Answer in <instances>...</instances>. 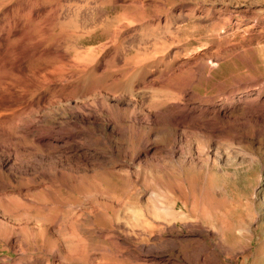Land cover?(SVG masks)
I'll return each instance as SVG.
<instances>
[{
	"label": "bare ground",
	"instance_id": "6f19581e",
	"mask_svg": "<svg viewBox=\"0 0 264 264\" xmlns=\"http://www.w3.org/2000/svg\"><path fill=\"white\" fill-rule=\"evenodd\" d=\"M117 1L122 5L123 22L120 20L116 28L104 31L108 34L107 42L79 52L76 45L86 34L69 29L71 24L66 21L72 8L77 17L80 14L78 0H0V240L8 249L20 252L12 264H95L99 258H106L111 264L145 261L140 247L153 221L145 218L141 209H130L132 219L117 216L110 227L96 232L86 229L85 221L95 226L99 220H110L108 215L81 209L79 213L71 212V218L64 217L58 212L63 207L51 199L52 188L75 192L84 184L93 190L91 195H97L103 187L101 183L108 180L103 177V181H87L90 167L129 181L134 171L140 173L145 162L164 153L155 145L164 132L173 136L172 144L165 148L170 157L181 150L187 129L205 135L210 128L211 134L206 136L217 135L221 119L229 118L228 111L196 109L191 101L209 93L197 95L200 93L194 87L211 80L212 69L221 62L235 63L238 57L250 67L254 64L251 46L235 42L228 47L214 44L213 52L205 45L183 53L187 58L202 55L199 66L195 61H177V54L173 53L174 57L162 60V69L151 66L150 58L140 52L129 56L127 34L122 30L135 21L147 24L148 29L159 26L165 12L170 17L164 18V22L171 26L175 14L165 0H154L149 6L136 0L104 3ZM92 4L95 11L101 9L96 6L98 0ZM216 19L221 24L218 28L229 20L221 19V15ZM154 67L157 69L153 70ZM201 68L207 74H202ZM231 77L226 85L216 84L220 85L218 92L228 86L244 91L261 80L260 76L245 72H234ZM147 84L158 86L169 95L143 105L142 93L133 94L132 89ZM263 91L264 85H258V92ZM245 103V115L237 122L249 121L255 127V135H264V107L256 99ZM88 106L92 113L102 116L101 121L80 114ZM68 108L76 113L56 126L54 118ZM130 144L144 152V159L135 165L137 154L132 155L126 170H114L113 159L121 151L128 153ZM175 215L174 207L154 206L151 212L154 220ZM107 238L110 244L104 243ZM252 239L253 235L247 236L243 252L251 249ZM2 262L9 264L5 259ZM258 264H264V260Z\"/></svg>",
	"mask_w": 264,
	"mask_h": 264
},
{
	"label": "rangeland",
	"instance_id": "374dc122",
	"mask_svg": "<svg viewBox=\"0 0 264 264\" xmlns=\"http://www.w3.org/2000/svg\"><path fill=\"white\" fill-rule=\"evenodd\" d=\"M93 1L78 0L81 4L78 17L74 12L75 8L67 14L66 21L71 24L69 29L86 34L76 45L79 52L95 49L107 42L108 34L104 31L116 28L120 20L123 22L120 19V1L107 4L104 3L105 0H98L99 4L96 6L101 8L99 11L94 10ZM136 1L149 6L154 0ZM165 2L171 8L172 15L175 14L174 23L166 26L164 21L170 17L165 16L166 12L162 13L161 24L149 29L147 24L135 21L132 26L122 30L127 34L126 53L132 56L140 52L150 58L151 66L157 65V68L162 69V60L174 57L173 54H177V61H195L199 66L202 64V55L187 58L183 53H190L196 48L202 49L205 45L211 47L209 52L214 51V44L228 47L235 42L251 46V56L254 59L252 67L238 57L235 58V63L226 61L228 66L226 62H221L217 68L212 69L211 80L194 87L200 93L197 95L202 96L205 92L209 94L192 100L191 105L199 110L226 109L229 118L221 119V129L215 136H206L210 133V128L205 135L202 131L199 135L194 130L187 129L185 140L180 145L181 150L174 157L166 154L165 149L172 144L173 136L164 132L155 142L157 148L164 150V153L145 162L140 173L134 171L129 181L121 180L118 175L107 176L102 169L90 167L87 181L108 180L101 183L103 187L98 189L97 195H91L93 190L84 184L75 192L55 186L51 191V199L60 203L59 206L63 208L58 212L67 218L72 217L71 212L79 213L81 209L98 210L107 214L110 220H99L95 226L85 221V228L96 232L102 227H110L117 216H126L127 219L132 217L130 209H141L146 214L145 218L153 221V227L148 228L143 248L140 247L145 261H138L136 264H258L264 260V135H255V127L249 121L247 124L240 122L243 124L240 125L237 120L243 119L247 101L256 99L258 105L264 107V91L258 92V85H264V0ZM213 10L216 16L212 15ZM150 14L151 11L148 15ZM220 15L221 19L229 18L223 28H218L221 24L216 18ZM221 31L225 34H221ZM200 71L207 74L205 69L201 68ZM234 72L257 75L262 81L244 91L228 86L226 90L218 92V86L231 82V74ZM147 85H135L132 89L133 94L142 93L143 105H151L154 99L169 95L158 86ZM90 107L80 114L85 115L86 119L93 121L96 118L101 121L102 116L92 113ZM68 111L69 108L66 113L56 115V126L62 120H67L72 112L76 113L72 108ZM105 124L109 123L105 121ZM128 151L119 152L113 159L114 170H126L132 155L137 154L135 165L144 159V152L136 150L132 144L128 146ZM154 206L174 207L176 215L167 220H154L151 216ZM56 215L57 212L53 213V217ZM56 221L57 218L53 224ZM249 235H253L251 249L243 252ZM109 240L107 238L104 243L110 244ZM19 255V251L8 249L0 240V264H3V259L12 264V260H16ZM111 263L106 258H99L95 264Z\"/></svg>",
	"mask_w": 264,
	"mask_h": 264
}]
</instances>
